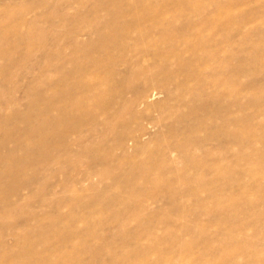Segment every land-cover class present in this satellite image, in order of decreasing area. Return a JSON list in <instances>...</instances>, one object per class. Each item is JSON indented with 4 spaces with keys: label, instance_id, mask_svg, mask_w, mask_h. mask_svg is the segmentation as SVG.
<instances>
[{
    "label": "rangeland",
    "instance_id": "rangeland-1",
    "mask_svg": "<svg viewBox=\"0 0 264 264\" xmlns=\"http://www.w3.org/2000/svg\"><path fill=\"white\" fill-rule=\"evenodd\" d=\"M226 129L249 134L220 180ZM247 165L264 173V0H0V264H130L148 232L215 258L229 228L264 230V178L229 171Z\"/></svg>",
    "mask_w": 264,
    "mask_h": 264
},
{
    "label": "bare ground",
    "instance_id": "bare-ground-1",
    "mask_svg": "<svg viewBox=\"0 0 264 264\" xmlns=\"http://www.w3.org/2000/svg\"><path fill=\"white\" fill-rule=\"evenodd\" d=\"M195 26H197V25H192L190 28L195 27ZM191 30H193L194 33L195 32L198 33V32H201L203 29L201 30V28L196 27V28H192ZM102 33L103 32H99L100 37L102 36ZM167 40L172 41L170 39V37H168ZM211 40H212V35H210V36L208 35V37H206V38H201L200 42L202 44L208 45L211 42ZM200 58L203 59L204 61H207V60H213L214 57L212 55H209V53L206 52V50H204V56H200ZM224 79H227V77H225ZM219 81H221V79ZM184 85H185V83L184 84L180 83L179 86L182 88ZM220 85H222V83H219V85H216L217 88H219ZM198 96H199V94H198ZM40 129H42V128H39V130ZM55 131H56V128H55ZM248 134H249L248 129H234V130L226 129L225 130V135L229 138V141H227L225 143V145L223 147H221V149L219 151V155H218V157L214 163L215 170L217 171L216 175H217L218 179L221 180V179L225 178L226 175L229 173L227 171V169L224 168V161L227 159L228 154H231V155L234 154L235 159L236 160L238 159V157L240 156V154L243 150H242V148L235 150L234 146L236 144L238 146H240V143ZM223 135H224V133H223ZM29 141H31V140L29 139ZM42 152L43 151H40V153L42 155V156L41 155L40 156L42 158H45V154H44V152L43 153ZM164 167H166V166H164ZM164 167H163V169H164ZM188 170L189 169H187V168L179 169V168L175 167L173 169L171 168V170H169V171L175 175V178L179 179L181 174L184 172L187 173ZM229 171H230V173L233 172L236 174L237 173L249 174L253 179H255L256 177H263L264 178V173L260 172L259 170H257L252 165H247L245 167H236L235 166L232 169H230ZM197 176H195V177L191 176L190 177L192 184H189V186H195V188H196V186H199L200 188H207L208 185L213 184V182H214V180L207 178L205 175H201V176L199 175L198 177ZM256 187L257 186H255V189H256ZM195 188H193V189H195ZM179 189H182V188H178V189L173 188L174 195L181 194V193H179ZM185 191H187V190H185ZM71 193L76 194L74 189L71 191ZM131 193L134 194V191H132ZM77 196H79V195H77ZM214 197L215 196H211L209 198V200H211V202L214 201V199H213ZM216 198L217 199L215 200L214 203H216V201H217L218 205H224L221 198H219V197H216ZM224 200L226 201V199H224ZM230 200L231 201L233 200V201H232V204L229 206V212L235 213L241 204H239V202H234L235 198H230ZM189 224L194 225L196 223L192 222ZM223 224L226 227H229L227 225V222L224 223V221H223ZM192 228H194L196 232L198 231L197 235H201L202 232H204V227H201V225H194V226H192ZM237 230L238 229H232V228H229L228 230H226L227 232L225 235H227V236L224 237V235H223L222 242H221L222 246L219 248V254L217 255V257L215 255V258L213 257L214 255L211 256L213 258H207L208 255L205 256L206 252L208 254L212 250H215L214 246H211V247L209 246V248H206V249L204 248L206 250L204 255L201 254L198 256V254H197L195 256L194 254H192L193 253L192 252V250H193L192 246H190L188 244V242H190V240L188 242H185V241L178 239V238H175L176 241H173L171 246L169 247V249H167L166 251L165 250L164 251L158 250V249H156L157 244H158L157 243L158 241L156 240L157 238L153 234L148 232L146 234L147 239L151 240V242L150 243L147 242V244H148L147 246L145 245L146 243H144V245H142L143 244L142 243L141 244L142 246L137 244L136 247L131 249V251H129V252L127 251L126 253H124L125 256L123 257L124 258L123 261L126 260L127 262L129 261L133 264H264V247H261L262 245L257 246L258 243L259 244L264 243V230H261L258 238H256V241L251 240L249 238H244L243 240H241V242L238 241L239 243L237 242V244H236L233 242L235 241L234 239L237 238V232H239ZM171 233H173L172 230L167 235H169ZM142 234H145V233L143 232ZM169 237H171V236H169ZM192 241L196 242V240H192ZM193 242H191V244ZM193 244H195V243H193ZM206 245L207 244H205V246ZM203 250L200 252H197V253L200 254V253L204 252ZM150 252L154 253L153 255H155V257H153L154 259H149V261H148L147 260L148 257L151 256L149 254ZM41 263L45 264L43 262H41ZM56 264H58V263H56ZM88 264H96V263L89 261Z\"/></svg>",
    "mask_w": 264,
    "mask_h": 264
}]
</instances>
